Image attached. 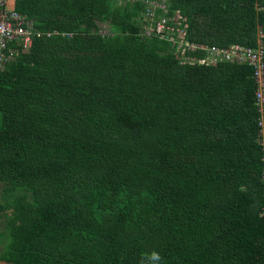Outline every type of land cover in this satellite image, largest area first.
Here are the masks:
<instances>
[{
    "label": "trees",
    "instance_id": "trees-1",
    "mask_svg": "<svg viewBox=\"0 0 264 264\" xmlns=\"http://www.w3.org/2000/svg\"><path fill=\"white\" fill-rule=\"evenodd\" d=\"M2 1L0 259L264 264V0Z\"/></svg>",
    "mask_w": 264,
    "mask_h": 264
},
{
    "label": "built area",
    "instance_id": "built-area-1",
    "mask_svg": "<svg viewBox=\"0 0 264 264\" xmlns=\"http://www.w3.org/2000/svg\"><path fill=\"white\" fill-rule=\"evenodd\" d=\"M163 21L158 22L155 26L147 28V33L150 30H154L156 33L161 32L164 29H168ZM33 27L32 22L25 16L17 11L8 10L3 1L0 0V63H4L10 54L6 56L4 48L6 44L12 40L20 42L23 46H30L32 42V36L39 35ZM218 51L217 47H211ZM225 57L232 59L235 58L237 61L246 63L248 65H253L254 76L259 82L260 86H264V61H263V50L262 45L259 42L257 47H244L239 44H234L231 46L230 50H223ZM257 99L259 103L264 104V90L257 93ZM262 125H264V119L261 120Z\"/></svg>",
    "mask_w": 264,
    "mask_h": 264
},
{
    "label": "clouds",
    "instance_id": "clouds-1",
    "mask_svg": "<svg viewBox=\"0 0 264 264\" xmlns=\"http://www.w3.org/2000/svg\"><path fill=\"white\" fill-rule=\"evenodd\" d=\"M151 259L153 262H156L160 260V256L157 253H153Z\"/></svg>",
    "mask_w": 264,
    "mask_h": 264
},
{
    "label": "water",
    "instance_id": "water-1",
    "mask_svg": "<svg viewBox=\"0 0 264 264\" xmlns=\"http://www.w3.org/2000/svg\"><path fill=\"white\" fill-rule=\"evenodd\" d=\"M0 264H17V263H14V262H10V261H6V260H3V259H0Z\"/></svg>",
    "mask_w": 264,
    "mask_h": 264
},
{
    "label": "rangeland",
    "instance_id": "rangeland-1",
    "mask_svg": "<svg viewBox=\"0 0 264 264\" xmlns=\"http://www.w3.org/2000/svg\"><path fill=\"white\" fill-rule=\"evenodd\" d=\"M1 221H0V230H1ZM2 249V244H0V250Z\"/></svg>",
    "mask_w": 264,
    "mask_h": 264
}]
</instances>
